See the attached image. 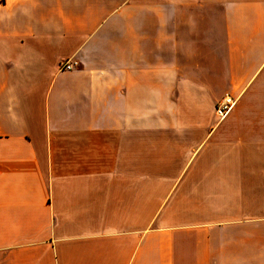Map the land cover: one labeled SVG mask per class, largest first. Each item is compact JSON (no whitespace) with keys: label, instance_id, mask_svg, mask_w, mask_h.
Returning <instances> with one entry per match:
<instances>
[{"label":"crops","instance_id":"1","mask_svg":"<svg viewBox=\"0 0 264 264\" xmlns=\"http://www.w3.org/2000/svg\"><path fill=\"white\" fill-rule=\"evenodd\" d=\"M0 264H264V0H0Z\"/></svg>","mask_w":264,"mask_h":264},{"label":"built area","instance_id":"2","mask_svg":"<svg viewBox=\"0 0 264 264\" xmlns=\"http://www.w3.org/2000/svg\"><path fill=\"white\" fill-rule=\"evenodd\" d=\"M79 66V62L73 58L64 60L59 65L60 71H72ZM238 102L237 98L225 95L219 102L215 114L220 121L224 120L235 108Z\"/></svg>","mask_w":264,"mask_h":264},{"label":"rangeland","instance_id":"3","mask_svg":"<svg viewBox=\"0 0 264 264\" xmlns=\"http://www.w3.org/2000/svg\"><path fill=\"white\" fill-rule=\"evenodd\" d=\"M226 94L224 93L223 96L220 98V100L225 96Z\"/></svg>","mask_w":264,"mask_h":264}]
</instances>
